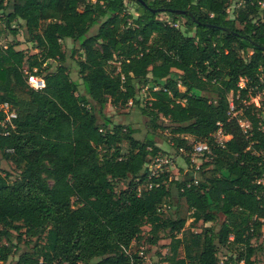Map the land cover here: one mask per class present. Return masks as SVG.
I'll return each instance as SVG.
<instances>
[{"label":"trees","instance_id":"trees-1","mask_svg":"<svg viewBox=\"0 0 264 264\" xmlns=\"http://www.w3.org/2000/svg\"><path fill=\"white\" fill-rule=\"evenodd\" d=\"M230 3L0 0V22L14 36L11 23L23 21L36 50L0 42V104L16 113L7 122L0 109V152L17 171L11 180L0 167V264L16 249L14 233L32 243L15 264H144L143 249L130 247L146 224L150 245L159 230L169 232L165 264H256L264 251L253 243L264 225V119L248 101L251 89L264 90V0H243L233 17ZM65 38L79 43L85 94L66 65ZM27 73L42 76L45 87L31 88ZM144 86L149 101L138 95ZM229 95L245 131L228 114ZM130 100L147 119L142 139L103 113ZM162 118L172 124L175 152L207 140L210 153L198 168L183 157L182 176L165 167L148 176V163L164 155L154 136L167 128ZM219 126L230 135L222 146L212 138ZM174 198L193 225L215 221L218 212L224 219L217 230L185 232L186 217H163ZM219 247L233 254L219 261Z\"/></svg>","mask_w":264,"mask_h":264},{"label":"rangeland","instance_id":"rangeland-1","mask_svg":"<svg viewBox=\"0 0 264 264\" xmlns=\"http://www.w3.org/2000/svg\"><path fill=\"white\" fill-rule=\"evenodd\" d=\"M243 0H231L230 6H228V16L233 17L234 10L237 9V7L240 5V3ZM168 21H171V18L167 16ZM180 24L177 23V26L184 32H186V26H184V22L186 21L185 17H180ZM11 25L17 29V34L12 35L10 33V30L8 27L5 26L4 22H0V42L1 43H7L9 41H18L19 44L16 45V49H23L27 51L28 53H34L36 52L35 47L32 42H29L27 39V34L26 31L22 25V21L17 20L13 21ZM96 25L90 29L88 34H93L96 29ZM187 35H193L192 32L187 33ZM62 48L65 52L66 56V65L69 68L70 76L73 80L79 81V90H82L81 86V80L79 77V74L77 72V66H76V58L79 56V43L77 41H72L69 38H65L62 40ZM50 64L52 67H55L57 64L56 61L49 60ZM251 91H255V94L252 96L251 99H256L258 101V107L259 109L257 110V113L259 116L264 119V90L262 91H256L255 89H251ZM204 94L206 97H208L210 100L215 99V93L209 92V91H204L201 92ZM149 91L146 89V86L140 88L138 90V95L139 97H145L149 98ZM231 95H229V98ZM232 100V98H230ZM249 100L248 102H252L254 105L253 100ZM236 105L234 104V111H235V116L237 118L242 117V109H235ZM103 113L106 116H109L112 121L114 122H119V123H124V124H130L132 125L135 129H137V133L135 136L139 139H142L148 130V126L146 125L147 119L146 117L142 116L138 107L135 106L134 104L130 105L128 104L127 106L123 108H115L110 104H107L105 108L103 109ZM101 118L99 117V122L101 123ZM161 125L163 127H167L165 129H158L155 131V140L157 142V145L161 148V152L164 153V155H175V144L174 140L172 137H175L174 134L170 132V127H172V124L164 118L161 119ZM206 160L205 156H197L196 161L198 164L202 163L203 161ZM0 167L4 169L6 172L10 174V179H14L17 177V171L14 169L13 165L4 159L3 153L0 152ZM187 163L185 158L183 157H178L175 160L171 162V164H168L165 168L168 169L170 176H182L183 172L187 170ZM179 170H181L179 172ZM205 175H208V173H205ZM172 207L168 211H166L163 214V217H186V224L184 226L185 232L188 231H200L203 226H209L211 225L213 229L217 230L219 228V225L221 221L224 219L223 215L221 213H217V218L213 222H208V223H203L202 221H199L195 223L194 225L192 224V219L189 217V211L186 208V205L182 199H177L174 198L172 199ZM262 231V236L259 237L257 240H253V243L255 245H263L264 244V225L261 228ZM150 226L148 224L144 225L142 227V231L139 235V238L134 240L131 244L130 250L131 251H137L140 249H143L144 251V264H165L161 262V258L163 255L169 252V243H170V238H169V232L168 230H159L157 233L158 240L154 245H150L147 242V237L150 236ZM15 233L13 234V243H17L16 249L13 251L11 256L8 258L7 262L5 264H15V261L22 251H26L30 249L32 246V243H28L27 238H23L19 241L15 238ZM180 235V234H179ZM234 246H232V251H233ZM230 254H233L226 250L224 247H219L217 250V257L219 261H223L226 257H228ZM255 260L256 264H262L264 262V251L258 250L255 254ZM97 261V259H94L93 262Z\"/></svg>","mask_w":264,"mask_h":264},{"label":"built area","instance_id":"built-area-1","mask_svg":"<svg viewBox=\"0 0 264 264\" xmlns=\"http://www.w3.org/2000/svg\"><path fill=\"white\" fill-rule=\"evenodd\" d=\"M26 83L35 90H40L45 87V80L42 76H38L34 73H27L26 75ZM238 85L241 87L243 86V80L241 79L238 83ZM156 89V88H154ZM146 101L150 100L149 98L145 99ZM254 101L255 106L258 105V101L256 99H251ZM128 104H132V101L130 100ZM0 109L5 113V121L9 122L12 117L16 116L15 111L10 107V105L7 102H4L0 104ZM228 114L231 117H235V111H234V103L230 99L229 101V111ZM240 127L245 131L248 127V122L245 120H239ZM230 135L226 134L221 126L212 133V138L218 145H224V142L229 139ZM210 153V146L206 139L201 140H195L191 143L189 148H183L180 147L178 151L175 153V155H158L156 156L150 163H148V176L155 178L158 177L162 172L163 168L166 167L168 164H171L173 160H175L178 157H188L191 162L195 163V168H198V164L196 161L197 156H205L206 154ZM143 259L145 258L144 255H142ZM54 264H68L66 262L64 263H54Z\"/></svg>","mask_w":264,"mask_h":264},{"label":"crops","instance_id":"crops-1","mask_svg":"<svg viewBox=\"0 0 264 264\" xmlns=\"http://www.w3.org/2000/svg\"><path fill=\"white\" fill-rule=\"evenodd\" d=\"M21 21V20H20ZM24 24V22L22 21V25ZM79 83V81H77ZM81 82V81H80ZM81 86H82V90L80 89L79 93L80 94H85V89H84V86L83 84L81 83Z\"/></svg>","mask_w":264,"mask_h":264}]
</instances>
